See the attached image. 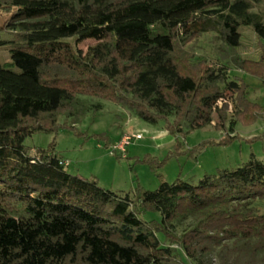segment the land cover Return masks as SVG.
Wrapping results in <instances>:
<instances>
[{"label": "trees", "instance_id": "16d2710c", "mask_svg": "<svg viewBox=\"0 0 264 264\" xmlns=\"http://www.w3.org/2000/svg\"><path fill=\"white\" fill-rule=\"evenodd\" d=\"M264 0H0L10 18L0 26V264H176L168 242L188 257L208 244L242 242L264 257V162L251 156L219 169L197 185L161 180L154 191L119 197L95 181L72 176L52 149L23 145L51 132L60 116L78 119L113 102L170 134L184 128L226 131L251 121L246 85L204 61L192 63L186 46L215 33L235 51L239 29L256 35L257 60L231 54L228 63L264 84V22L253 12ZM94 40L79 56L66 39ZM220 100L232 105L218 108ZM158 213L159 221L146 220ZM194 226L177 236L173 224ZM208 243V244H207Z\"/></svg>", "mask_w": 264, "mask_h": 264}, {"label": "rangeland", "instance_id": "374dc122", "mask_svg": "<svg viewBox=\"0 0 264 264\" xmlns=\"http://www.w3.org/2000/svg\"><path fill=\"white\" fill-rule=\"evenodd\" d=\"M253 12L264 22V6H256ZM10 14L0 11V26ZM9 30L0 35L8 41ZM240 45L229 51L222 47L215 33H202L190 42L186 49L193 54L192 63L204 61L214 69L225 66L230 76H235L246 85V102L249 105L251 121H237L235 126L226 123V131L217 130L216 115L212 124L200 130L183 129L182 133L170 134L163 121L156 125L143 122L121 105L108 101L84 98L87 104L99 102L102 109L88 112L74 119L60 116L56 128L51 132H35L28 136L23 145L34 153L38 149H52L58 157L68 163L65 171L81 179L95 181L97 185L119 197H132L135 190L154 191L161 180L173 183L177 179L197 185L204 176H210L219 169H235L251 156L264 162V84L256 77L235 69L228 63L232 53L245 59L257 60L260 51L253 31L242 27ZM79 56H84L87 47L94 40L77 41L66 39ZM264 45V39L261 40ZM10 47H0V66L10 67ZM227 105V113L232 114V105L220 100L218 108ZM139 135V140L135 136ZM132 140L125 147V157L111 153V148L122 137ZM261 214L264 204L256 203ZM146 220L159 221L158 213H148ZM193 219L173 224V232L180 236L194 226ZM208 244V243H207ZM172 250L176 264H264L261 254L252 256L242 242L223 241L219 245L208 244L209 253L197 252L188 257L174 244L163 243Z\"/></svg>", "mask_w": 264, "mask_h": 264}, {"label": "built area", "instance_id": "2783aa9c", "mask_svg": "<svg viewBox=\"0 0 264 264\" xmlns=\"http://www.w3.org/2000/svg\"><path fill=\"white\" fill-rule=\"evenodd\" d=\"M141 137L139 135L135 136L136 140H139ZM132 140V138L124 136L121 138V140L115 144L112 148H111V153L112 154H116L119 153L121 154L122 158L125 157V147L126 145ZM59 164L63 167H67L68 163L64 160L60 161Z\"/></svg>", "mask_w": 264, "mask_h": 264}]
</instances>
